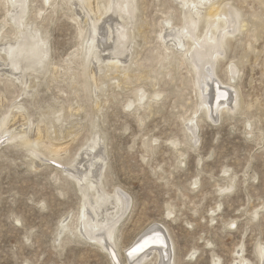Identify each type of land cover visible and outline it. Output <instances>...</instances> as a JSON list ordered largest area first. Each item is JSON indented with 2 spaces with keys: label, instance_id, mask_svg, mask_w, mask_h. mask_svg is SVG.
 I'll return each mask as SVG.
<instances>
[{
  "label": "rangeland",
  "instance_id": "374dc122",
  "mask_svg": "<svg viewBox=\"0 0 264 264\" xmlns=\"http://www.w3.org/2000/svg\"><path fill=\"white\" fill-rule=\"evenodd\" d=\"M31 1L27 17L35 15V26L46 31L51 63L68 66L81 77L82 67L75 64L83 57V26L72 21L70 5L63 0ZM137 1L136 20L138 26L142 24V35L135 39L132 60L121 69L107 72L101 65L97 76L118 80H105L103 92L97 94L99 101L93 91L88 94L84 86L70 81V74L57 75V82L49 75L39 76L32 91L36 95L29 98L18 96L24 83H10L0 76L5 101L0 105V117L19 102L34 123L50 120L48 111L63 108V114L57 115L61 120L53 122L52 133L65 142L63 148L68 152L62 162H70L78 154L72 172L92 170L94 178L103 165V189L110 199L96 208L98 219L112 214L116 192L127 196L129 210L118 225L116 248H112L115 263L85 238L86 231H80L82 237L76 231L82 203L76 184L55 174L53 168L33 165L34 159L30 160L25 150L7 149L1 141L0 264H127L126 251L155 225L163 230L160 236L166 252L158 256L162 243L154 242L158 245H152L154 251L142 264H212L215 260L234 264L237 252L238 257L257 264L255 253L260 247L264 249V0L230 2L240 8L248 24L245 32L234 35L224 54L227 64L235 63L239 68V77L231 84L242 108L232 114L225 111L214 122L197 107L196 81L187 65L178 57L168 59L170 52L164 51L158 40L166 19L170 17L175 26L182 22L179 7L173 0ZM7 10L0 0V37H6L0 45L12 42L16 34ZM225 62V67L214 68L223 82ZM6 71L9 69L0 67V74ZM142 89L147 94L158 90L161 96L144 101L134 111ZM231 97L233 107L232 91ZM129 102H133L130 108ZM69 106L82 109L69 117ZM192 118L197 124V142L187 138L186 125ZM92 123L98 128L92 129ZM94 130L104 141L92 150ZM65 219L69 233L60 235ZM95 228V221L88 223L87 230Z\"/></svg>",
  "mask_w": 264,
  "mask_h": 264
},
{
  "label": "bare ground",
  "instance_id": "6f19581e",
  "mask_svg": "<svg viewBox=\"0 0 264 264\" xmlns=\"http://www.w3.org/2000/svg\"><path fill=\"white\" fill-rule=\"evenodd\" d=\"M44 1L49 3V1L52 2L54 0ZM63 1L71 7L70 12L73 14L71 18L72 21L77 26L80 24L83 26L84 40L80 44L83 57L80 56L81 58H79L78 56L80 63L78 61L79 64H75L80 68L82 67V72L80 71L82 73L81 77L77 75L78 72L76 74L72 73L74 72L73 69L68 66L58 67L56 66L57 64L51 63L49 59V41L46 31L44 32V30L35 26V15L32 19L27 17L29 13H31V0H4V3L8 6L7 14L9 21L11 26L15 28L16 34L12 42L6 41L7 43L5 42V44L3 43L0 45V67L3 66L9 69V71L0 74V76L3 75L10 83L17 81L22 84L24 83L18 96H21V98L28 96L29 98L30 94H34L32 91L37 85L34 81H37L39 76L46 77L49 75L55 80L57 75L62 74V76L65 77L67 74H70V78L68 77L70 81L73 80L75 85L80 84L84 86L83 91L88 92V94H91L93 91L92 94L95 96L94 99L99 101L100 95L97 96V94L103 92L101 87L106 84V79H110L107 75H104L105 78L104 76L103 78L97 76L98 72L102 69L101 67L104 65L107 72H112V70L118 71L123 64L126 65V63H129L132 60L134 47H136L135 39L142 35L140 32V26L142 24L138 26L139 21L136 20L137 13H139L138 1ZM173 1L180 9L181 17H183L181 18L182 22L180 21L181 23L175 26L172 24V20L169 17L165 20L166 28H163L158 35V40L164 45V51H167V53L170 52V54L167 55L168 59L172 57V59L176 60L175 58L178 57V59L180 58L181 60L180 63H185L187 65L186 67H188L190 74L196 81L197 107L209 120L212 122L217 121V119L222 117L225 111H228L229 114L239 112L241 110L239 108H242L239 107L241 100L239 102L240 98L237 90L234 85H232L233 83L231 84L238 76L239 68L235 63L229 62V64H227L228 61L227 63L225 62L226 58L224 54L227 52L226 49L230 42L234 39V35L237 33L242 34L248 27V24L240 15V8L231 4V0ZM81 11H83V14L80 13ZM3 36L0 37V43L4 42L6 39V37ZM103 36L105 37L104 40L102 39ZM107 43H111L109 47L105 46ZM77 50L79 51V49ZM223 62H225L226 65L224 72L226 82H223L214 70L215 66L220 65L225 67L223 66ZM169 64L171 65L170 61ZM95 66H97L96 68H98V70L95 69ZM147 76H144V78ZM87 77H89L91 82L87 81L89 80ZM78 78L82 79L81 82L78 81ZM114 79L117 78H112L110 81ZM138 80H140V78ZM143 80L145 81V79ZM116 87H118V85ZM76 89L78 90V88ZM231 91L235 94V105L233 107L231 106L233 102ZM2 94H4V92ZM2 94L0 93V105L5 102L4 100L2 102ZM34 95H36V93ZM160 96L161 93H159L158 90H154L152 93L147 94L142 89L137 95L136 102H138V105L134 106V111L142 107L144 101L148 103L146 101H151L152 98H159ZM132 103L128 105V108L133 106ZM79 108L80 107L77 109ZM77 109H73L69 106V117H72L73 113L79 112ZM63 111V108H59L57 111H54V109L53 111H48L46 116L50 113L52 116V118L49 116L50 120L45 119V121H42L40 119L39 122L34 123L31 121V117L25 113L24 104L19 102L10 105L7 111H4L5 113L2 112L3 115L0 117V143L4 141L3 145H5L7 149L25 150L27 155L30 156L29 159L31 160V157L34 159L33 162L31 160L33 165L53 168L55 174L59 176L60 174L64 175L66 179L76 184L82 199L80 209L76 216L78 222V224L75 225L76 231L79 233L80 237H82L80 231H86L87 236H85V238L105 251L107 255L110 256L112 263H115L112 248H116V232L119 230L118 225L121 219L129 210V201L126 198L127 196H124L121 192H116V207L112 214L107 215L104 219L97 218L98 212L96 208L106 205L110 199V195L103 189V179H106L104 178L105 173H102L104 170L103 165H101L99 169V176L94 178L91 173L92 170H82L81 173L78 174L72 172V169L75 168L74 162L77 160L78 154H76L75 158L70 162H62L63 157L68 151L63 148L65 144H62V142H64L62 136L57 138L56 136L59 134H56L52 137V133L54 129L53 125L56 124H53V122L58 123V121L61 120V117L57 115ZM96 125L97 124L92 123V129L98 128V125L97 127ZM18 126H20V128H18L19 130L15 131L14 129ZM55 129L57 130L56 127ZM186 130L188 132L187 138L189 142H192L193 139L196 140L194 142H197L198 129L196 121L193 118L187 122ZM69 134L67 133L68 136ZM66 136H64V138ZM103 141L102 136L100 137L98 132L95 131L90 142V148L92 150L95 149V146L99 143H103ZM99 161L102 162L101 159ZM45 162L49 164L46 165L44 164ZM54 165H60V168ZM101 192L103 193L102 195ZM92 215H94V218H92ZM66 220L67 219H65L61 226L60 235L65 232L69 233V227L65 224ZM93 221L96 222V228L91 231L87 230L88 223ZM151 232L152 234H148ZM162 232L163 230H161V227L155 225L141 236L139 239L142 238V240L137 245L136 243L133 245L135 248L131 251H129L130 249L126 251L127 256L125 257L127 264H142L145 262L154 251L152 245L157 244L154 242L162 243L161 245L157 244L160 247L159 250H161L156 251L157 255L159 256L161 253L164 254L166 249H163V247H166V244L160 236ZM238 254L239 252L236 253L237 258L234 264H251L249 260L244 259L242 256L238 257ZM255 255L257 264H264V249L262 247L258 248ZM218 262L219 260H215L212 264H218ZM158 264L166 263L161 261Z\"/></svg>",
  "mask_w": 264,
  "mask_h": 264
},
{
  "label": "water",
  "instance_id": "95a60500",
  "mask_svg": "<svg viewBox=\"0 0 264 264\" xmlns=\"http://www.w3.org/2000/svg\"><path fill=\"white\" fill-rule=\"evenodd\" d=\"M126 256H127V254H126Z\"/></svg>",
  "mask_w": 264,
  "mask_h": 264
}]
</instances>
